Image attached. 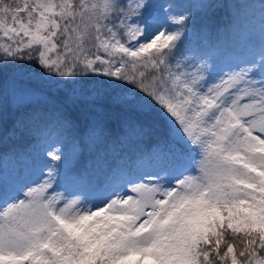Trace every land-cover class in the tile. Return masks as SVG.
<instances>
[{"label": "snow or ice", "instance_id": "6c2138e0", "mask_svg": "<svg viewBox=\"0 0 264 264\" xmlns=\"http://www.w3.org/2000/svg\"><path fill=\"white\" fill-rule=\"evenodd\" d=\"M224 7L0 0V121L10 74L13 102L36 95L27 65L63 92L54 121L35 109L27 119L70 136L73 155L163 127L154 167L117 164L119 179L91 195L57 190L58 142L44 149L38 180L0 171V264H264V3L258 58L225 70L182 47L196 16ZM24 130L21 118L13 135Z\"/></svg>", "mask_w": 264, "mask_h": 264}, {"label": "trees", "instance_id": "16d2710c", "mask_svg": "<svg viewBox=\"0 0 264 264\" xmlns=\"http://www.w3.org/2000/svg\"><path fill=\"white\" fill-rule=\"evenodd\" d=\"M163 2V0H162ZM168 3L187 5L201 3L203 0H167ZM229 5L215 12L214 15L196 16V28L183 40L184 49L210 52L217 68L227 70L229 65L243 64L258 58L260 45L259 9L264 0H217ZM236 4H239L238 6ZM247 5L248 7H245ZM240 12V21H234V12ZM206 26V30L205 29ZM24 80L36 89L31 100L19 103L12 100L11 74L9 75V100L5 108V118L0 121V171L7 168L9 173L17 169L25 170L29 179H39L41 170L49 161L43 151L48 144L59 143L63 149L64 159L57 177L58 191L77 195H91L105 182L119 179L114 176L116 165L128 171L137 170L140 165H152L151 145L163 134V127L155 125L150 136L143 141L113 144L111 142L94 143L90 148H80L73 155L70 136L44 133V124L27 119V113L35 110L48 112L55 119L57 103L62 99V90L49 87V82L40 76L38 66L35 68L22 65ZM17 105H21L18 107ZM24 118L23 135H13L16 122ZM110 126H117L113 118ZM123 158V159H122Z\"/></svg>", "mask_w": 264, "mask_h": 264}, {"label": "rangeland", "instance_id": "374dc122", "mask_svg": "<svg viewBox=\"0 0 264 264\" xmlns=\"http://www.w3.org/2000/svg\"><path fill=\"white\" fill-rule=\"evenodd\" d=\"M24 100H27V99H21V98H17V100H16V103H19V102H21V101H24ZM142 170H144V169H142Z\"/></svg>", "mask_w": 264, "mask_h": 264}]
</instances>
